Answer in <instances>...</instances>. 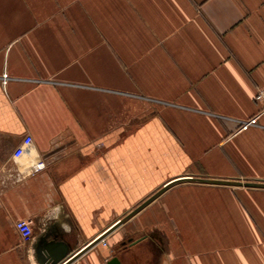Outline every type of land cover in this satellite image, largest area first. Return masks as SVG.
I'll list each match as a JSON object with an SVG mask.
<instances>
[{"label":"crops","instance_id":"0c3cea01","mask_svg":"<svg viewBox=\"0 0 264 264\" xmlns=\"http://www.w3.org/2000/svg\"><path fill=\"white\" fill-rule=\"evenodd\" d=\"M262 85L264 0H0V264L65 260L179 176L264 181V114L237 130ZM257 191L174 184L74 264H264Z\"/></svg>","mask_w":264,"mask_h":264},{"label":"water","instance_id":"95a60500","mask_svg":"<svg viewBox=\"0 0 264 264\" xmlns=\"http://www.w3.org/2000/svg\"><path fill=\"white\" fill-rule=\"evenodd\" d=\"M181 182H196V183H207V184H219V185H227V186H244V187H254V188H264V181L261 180H242L238 178H210V177H202V176H194V175H185L173 178L172 180L166 182L163 186L157 189L155 192L150 194L146 199H144L140 204L130 210L127 214L119 218L112 226H110L107 230L102 232L97 238L93 239L91 242L86 244L84 247L79 249L77 252L62 260L64 255L55 257L53 255H49L46 250H44L46 261L49 264H70L72 263L79 255H81L84 251H86L91 246L95 245L97 242L102 240L110 231L114 228L122 224L125 220L143 208L146 204L160 195L164 190L169 188L170 186L181 183ZM109 264H119V259L117 256H113Z\"/></svg>","mask_w":264,"mask_h":264},{"label":"built area","instance_id":"2783aa9c","mask_svg":"<svg viewBox=\"0 0 264 264\" xmlns=\"http://www.w3.org/2000/svg\"><path fill=\"white\" fill-rule=\"evenodd\" d=\"M7 78V73L3 72L2 74V79L3 82H5ZM253 100L257 106V112L251 116L248 119L245 120H240L238 122V127L237 130H245L250 126H256L258 125V118L264 114V85L259 86L253 96ZM31 136L26 135L22 139L21 144H19L13 151V156L19 157L21 156L26 148L30 145L31 143ZM43 166L42 162H39L35 164V169H38ZM15 227L18 230L19 234L24 240H28L32 236V225L29 220L26 219H19L15 222ZM70 264H74V261Z\"/></svg>","mask_w":264,"mask_h":264},{"label":"rangeland","instance_id":"374dc122","mask_svg":"<svg viewBox=\"0 0 264 264\" xmlns=\"http://www.w3.org/2000/svg\"><path fill=\"white\" fill-rule=\"evenodd\" d=\"M195 193H197L196 189L193 191ZM257 198H263L264 199V191H257V193H255Z\"/></svg>","mask_w":264,"mask_h":264}]
</instances>
